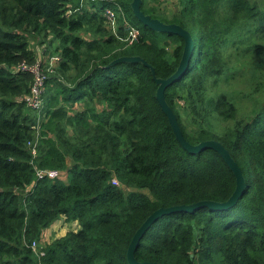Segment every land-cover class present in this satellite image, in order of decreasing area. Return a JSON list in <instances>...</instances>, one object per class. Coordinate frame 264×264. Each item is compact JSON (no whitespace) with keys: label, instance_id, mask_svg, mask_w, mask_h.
<instances>
[{"label":"trees","instance_id":"1","mask_svg":"<svg viewBox=\"0 0 264 264\" xmlns=\"http://www.w3.org/2000/svg\"><path fill=\"white\" fill-rule=\"evenodd\" d=\"M132 1L0 0V264H130L131 240L155 210L232 196L237 179L221 153L186 149L157 99L151 67L159 78L173 75L185 39L143 24ZM153 1L143 0L146 14L181 25L195 40L193 61L166 88V100L187 141L215 139L230 151L246 187L228 209L163 215L136 258L264 264V97L251 92V108L241 110L219 86L240 70L229 47L238 52L247 34L264 40V2L178 0L171 12ZM108 8L116 33L107 25ZM131 27L139 30L132 42ZM249 38L245 50L263 54V43ZM32 39L59 57L42 67L40 111L28 100L36 75L23 68L43 65ZM123 56H141L151 67L112 64ZM49 169L67 175L39 177ZM62 217L79 228L43 242Z\"/></svg>","mask_w":264,"mask_h":264},{"label":"water","instance_id":"2","mask_svg":"<svg viewBox=\"0 0 264 264\" xmlns=\"http://www.w3.org/2000/svg\"><path fill=\"white\" fill-rule=\"evenodd\" d=\"M142 2L143 0H133L131 3V6H132L135 16L143 24L149 26L152 29L158 30V31L179 34L185 39V47H184V52H183L180 64L177 70L175 71V73L171 75L169 78L157 77L155 73V69L151 67L149 63L141 56L119 57L116 60H114L112 64H116V63L124 62V61H132V62L141 61L145 65L150 66L153 72V75H154V79L156 83L158 84L157 99L159 100L163 110L167 114L169 121L171 123V126L179 142L191 152H200L206 148L216 149L219 153H221L225 161L229 164V166L235 173V176L237 179L236 188L232 196L226 201L218 202V201H213V200H203V201H199V202L188 204V205H175V206L166 207V208L162 207V208L155 210L144 221V223L136 231L135 235L133 236L131 240V243L129 245L128 252H127L128 260L130 264H160L157 262H148V261L140 262L137 260L136 254H135L136 249L142 237L144 236L146 231L149 229V227L157 219H159L160 217L168 213L177 212V211L193 212L194 210L203 208V207H209L211 209H216V210L228 209L234 206L237 203L238 199L243 195L245 187H246V179H245V176L239 164L235 161L230 151L220 141L215 140V139H209V140L202 141L198 144H192L189 141H187V139L185 138L183 131L180 127L177 115L166 100L165 91L169 85H171L174 81L181 78L185 74L188 67L192 63L195 40L193 36L191 35V33L187 29L183 28L181 25L176 24V23H165L159 18H155L149 14H146L142 10Z\"/></svg>","mask_w":264,"mask_h":264},{"label":"rangeland","instance_id":"3","mask_svg":"<svg viewBox=\"0 0 264 264\" xmlns=\"http://www.w3.org/2000/svg\"><path fill=\"white\" fill-rule=\"evenodd\" d=\"M178 0H154L153 4L157 5V8L164 9L165 11H175L176 3ZM261 3L264 0H260ZM107 25L109 20H107ZM109 27V25H108ZM259 36V35H258ZM258 36H251L247 34V38H244V43H240L238 41V46H240V50L237 51L235 46L229 47V51L231 53H236V56H232L231 65L235 64V69L237 67L236 74L232 76L231 72H228L227 80H222L219 84L220 89L227 92L231 96H233L238 106L241 110H247L251 108L253 104V99L248 98L250 93L252 92L253 96L264 97V90H258V86L260 83L264 84V53L263 54H254L245 50V48L250 44V38H253L254 42H260L264 45V40H258ZM240 40V39H238ZM45 46H47V42H42V39H32V47L35 51H39L40 57L38 58V62H40L42 67H52L55 65V59L53 58L55 53L44 52ZM255 71L256 75L253 74ZM247 111L245 113H247ZM64 217L60 218L52 227L46 230L45 236L43 238V242H49L59 236L66 234L70 230H76L79 228V224L77 222L66 223L64 221Z\"/></svg>","mask_w":264,"mask_h":264},{"label":"built area","instance_id":"4","mask_svg":"<svg viewBox=\"0 0 264 264\" xmlns=\"http://www.w3.org/2000/svg\"><path fill=\"white\" fill-rule=\"evenodd\" d=\"M106 16L109 22L111 23V26L113 27V31L116 33V13L113 9L108 8L106 10ZM129 34L127 35L126 40H129L132 42L134 39H136L139 35V30L135 27H131L129 29ZM56 61L59 59L58 56L53 57ZM24 69H28L31 72H33L36 75V81L34 85L32 86V95L28 97L29 103L32 107L38 109L39 111L44 106V91H45V80L46 75L44 73V70L40 64H36L34 66H23ZM67 175V172L59 169H49L43 172H39V177H49L51 179L55 178H65ZM113 183L119 185L120 182L117 178L113 179ZM34 248L37 246V243H33Z\"/></svg>","mask_w":264,"mask_h":264},{"label":"bare ground","instance_id":"5","mask_svg":"<svg viewBox=\"0 0 264 264\" xmlns=\"http://www.w3.org/2000/svg\"><path fill=\"white\" fill-rule=\"evenodd\" d=\"M111 3V2H110ZM106 4H108V3H106ZM112 6H113V4H112Z\"/></svg>","mask_w":264,"mask_h":264},{"label":"crops","instance_id":"6","mask_svg":"<svg viewBox=\"0 0 264 264\" xmlns=\"http://www.w3.org/2000/svg\"><path fill=\"white\" fill-rule=\"evenodd\" d=\"M52 226H53V225H52ZM52 226H51V227H52Z\"/></svg>","mask_w":264,"mask_h":264}]
</instances>
